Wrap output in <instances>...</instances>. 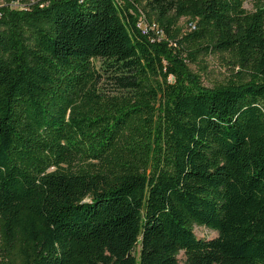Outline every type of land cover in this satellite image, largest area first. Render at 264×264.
Masks as SVG:
<instances>
[{
	"label": "trees",
	"instance_id": "trees-1",
	"mask_svg": "<svg viewBox=\"0 0 264 264\" xmlns=\"http://www.w3.org/2000/svg\"><path fill=\"white\" fill-rule=\"evenodd\" d=\"M131 1L0 0L1 264H264V0Z\"/></svg>",
	"mask_w": 264,
	"mask_h": 264
},
{
	"label": "rangeland",
	"instance_id": "rangeland-1",
	"mask_svg": "<svg viewBox=\"0 0 264 264\" xmlns=\"http://www.w3.org/2000/svg\"><path fill=\"white\" fill-rule=\"evenodd\" d=\"M119 1L128 2L131 5L130 7L131 12L136 14L139 20V24L143 25L144 27H146L147 25L148 28L151 27L154 29L153 34L155 35L156 40L161 41V42L167 41L166 40L167 37L165 36V34L161 32L159 28L151 24L152 19H150L149 14L146 12V10L141 5L131 0H119ZM3 4H6L10 6L11 8L25 7V3H23L22 1L21 2L20 1L10 2V3H5L1 1V5ZM245 6L249 10H251L253 7L251 1H248ZM181 26L184 28L186 32L190 31L189 22L186 19L181 20ZM169 43H170V46L174 48L178 46V44L175 41H172V42L169 41ZM200 58H201V62L198 64L191 63L186 58H185V62L192 71L202 74L201 79H202V83L205 86L213 87L214 85H217L219 83H223L226 81L227 79L226 71L227 70H226V67L224 66L226 62L225 58L217 54L216 55L204 54V55H201ZM170 80H173L172 77H170ZM245 80H248L247 77L245 78ZM99 88L102 91H104L106 95L113 96L117 93L115 92L116 85L114 83H111V81H109L108 79H103ZM195 233L200 238H213L217 236L216 231L210 230L205 227H200V226L195 227ZM179 259L181 262L184 261L183 252L179 255Z\"/></svg>",
	"mask_w": 264,
	"mask_h": 264
},
{
	"label": "built area",
	"instance_id": "built-area-1",
	"mask_svg": "<svg viewBox=\"0 0 264 264\" xmlns=\"http://www.w3.org/2000/svg\"><path fill=\"white\" fill-rule=\"evenodd\" d=\"M195 25L194 24H190V29H194Z\"/></svg>",
	"mask_w": 264,
	"mask_h": 264
}]
</instances>
